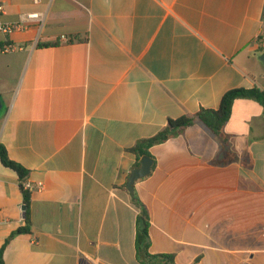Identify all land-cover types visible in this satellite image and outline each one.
<instances>
[{"label":"crops","instance_id":"0c3cea01","mask_svg":"<svg viewBox=\"0 0 264 264\" xmlns=\"http://www.w3.org/2000/svg\"><path fill=\"white\" fill-rule=\"evenodd\" d=\"M0 23L46 13L0 43V144L41 184L30 232L17 173L0 159L5 264H144L130 149L169 119L264 92V0H0ZM67 38L64 40V38ZM223 145L199 124L150 149L134 184L152 254L176 264H264V103L233 104ZM154 164V162H153Z\"/></svg>","mask_w":264,"mask_h":264},{"label":"trees","instance_id":"16d2710c","mask_svg":"<svg viewBox=\"0 0 264 264\" xmlns=\"http://www.w3.org/2000/svg\"><path fill=\"white\" fill-rule=\"evenodd\" d=\"M3 44L0 43V50ZM239 98H251L264 103V92L258 88L245 89L236 88L227 91L222 99L218 109L202 108L195 115H183L179 118L169 119L167 125L159 131L156 135L145 138L137 142V144L130 150L135 153L139 159L147 156L151 158L155 165V160L150 153L151 147L164 143L169 139L181 135L187 128L199 124L215 136L223 145L228 144L229 135L226 133L225 128L231 118L233 104ZM0 159L2 163L13 169L19 176L20 188L24 195V205L27 207L26 225L11 234L7 239L6 244L17 235L30 232L31 219H30V204L32 192L24 188V183L28 180L29 170L21 164L12 160L6 148L0 144ZM137 164V166H139ZM134 204L139 208L137 217V234H136V250L139 259L144 264H176L175 256L173 254H152L150 252L151 237H150V213L147 206L141 201L139 196L134 193L132 195ZM0 264H5L3 258V249L0 253Z\"/></svg>","mask_w":264,"mask_h":264},{"label":"built area","instance_id":"2783aa9c","mask_svg":"<svg viewBox=\"0 0 264 264\" xmlns=\"http://www.w3.org/2000/svg\"><path fill=\"white\" fill-rule=\"evenodd\" d=\"M41 0H34L35 3H40ZM5 12V5L0 3V14ZM46 21V13L41 11H31L21 16L20 20L17 22H9V23H0V33L4 34L7 37H10L14 33L18 31H22L26 29L29 25H37L39 28H42ZM64 40L67 38L63 37ZM259 41L261 45L264 46V32L259 36ZM24 49L23 45L11 44L10 42H6L3 45V48L0 50L1 52H14L18 50ZM24 188L30 192L41 189V184H34L31 181L27 180L24 183ZM1 253V248H0Z\"/></svg>","mask_w":264,"mask_h":264},{"label":"water","instance_id":"95a60500","mask_svg":"<svg viewBox=\"0 0 264 264\" xmlns=\"http://www.w3.org/2000/svg\"><path fill=\"white\" fill-rule=\"evenodd\" d=\"M264 60V56L261 57ZM153 167V160L147 156L141 158L140 165L135 168L128 180V190L133 195L134 194V184L137 180L145 178L150 175ZM23 210L26 211L27 207L24 205Z\"/></svg>","mask_w":264,"mask_h":264}]
</instances>
